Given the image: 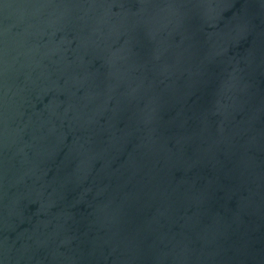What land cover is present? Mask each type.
Here are the masks:
<instances>
[{"label": "water", "instance_id": "1", "mask_svg": "<svg viewBox=\"0 0 264 264\" xmlns=\"http://www.w3.org/2000/svg\"><path fill=\"white\" fill-rule=\"evenodd\" d=\"M0 264H264V0H0Z\"/></svg>", "mask_w": 264, "mask_h": 264}]
</instances>
